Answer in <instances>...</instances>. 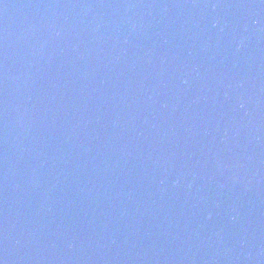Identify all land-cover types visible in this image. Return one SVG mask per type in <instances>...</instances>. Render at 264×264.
Instances as JSON below:
<instances>
[{
  "label": "water",
  "instance_id": "water-1",
  "mask_svg": "<svg viewBox=\"0 0 264 264\" xmlns=\"http://www.w3.org/2000/svg\"><path fill=\"white\" fill-rule=\"evenodd\" d=\"M0 264H264V0H0Z\"/></svg>",
  "mask_w": 264,
  "mask_h": 264
}]
</instances>
